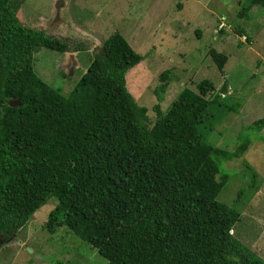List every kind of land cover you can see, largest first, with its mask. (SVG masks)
<instances>
[{
	"label": "trees",
	"instance_id": "16d2710c",
	"mask_svg": "<svg viewBox=\"0 0 264 264\" xmlns=\"http://www.w3.org/2000/svg\"><path fill=\"white\" fill-rule=\"evenodd\" d=\"M244 1L241 14L264 10V0ZM21 3L0 0V235L9 239L57 195L45 228L66 226L105 264H264L231 233L240 211L218 200L231 176L221 164L249 141L233 151L203 134L234 109L222 105L224 86L213 98L204 78L169 109L155 104L152 119L126 84L143 56L115 31L64 94L36 72L35 53L68 44L23 24ZM210 53L223 71L228 56Z\"/></svg>",
	"mask_w": 264,
	"mask_h": 264
},
{
	"label": "rangeland",
	"instance_id": "374dc122",
	"mask_svg": "<svg viewBox=\"0 0 264 264\" xmlns=\"http://www.w3.org/2000/svg\"><path fill=\"white\" fill-rule=\"evenodd\" d=\"M242 3L246 1L22 0L17 15L23 24L67 42V52L41 47L35 53L36 72L64 94L115 31L143 56L126 73V84L152 119L157 115L155 104L169 109L178 93L187 86L196 88L204 78L216 85L213 98L224 86L222 105L234 109L221 115L222 105H213L209 112L221 116L203 134L208 143L228 150L246 140L249 146L221 164L231 176L218 200L240 211L231 233L264 260V124H256L264 122V10L255 7L251 14H241ZM212 49L228 56L223 71L212 58ZM71 53L77 62L73 73ZM58 201L52 195L20 231L9 239L0 236V264L106 263L97 248L66 226L55 233L45 228Z\"/></svg>",
	"mask_w": 264,
	"mask_h": 264
},
{
	"label": "water",
	"instance_id": "95a60500",
	"mask_svg": "<svg viewBox=\"0 0 264 264\" xmlns=\"http://www.w3.org/2000/svg\"><path fill=\"white\" fill-rule=\"evenodd\" d=\"M70 59H71V63L69 65V68H70L71 73H73V68H74L75 64L77 63L76 62V59H75V54L74 53H71L70 54Z\"/></svg>",
	"mask_w": 264,
	"mask_h": 264
},
{
	"label": "built area",
	"instance_id": "2783aa9c",
	"mask_svg": "<svg viewBox=\"0 0 264 264\" xmlns=\"http://www.w3.org/2000/svg\"><path fill=\"white\" fill-rule=\"evenodd\" d=\"M223 18H226V17H225V16H223V17H222V19H223ZM224 25H225V23H224V22H222V23H221V26H220V29H222V27H223Z\"/></svg>",
	"mask_w": 264,
	"mask_h": 264
},
{
	"label": "flooded vegetation",
	"instance_id": "af4514ba",
	"mask_svg": "<svg viewBox=\"0 0 264 264\" xmlns=\"http://www.w3.org/2000/svg\"><path fill=\"white\" fill-rule=\"evenodd\" d=\"M1 236V235H0ZM3 236V235H2ZM4 238V237H3ZM0 245H2V244H0Z\"/></svg>",
	"mask_w": 264,
	"mask_h": 264
}]
</instances>
